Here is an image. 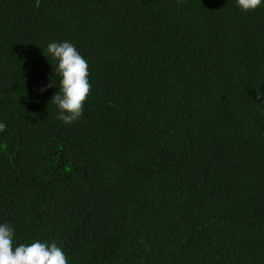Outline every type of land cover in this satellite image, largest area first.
I'll list each match as a JSON object with an SVG mask.
<instances>
[{
  "label": "trees",
  "instance_id": "trees-1",
  "mask_svg": "<svg viewBox=\"0 0 264 264\" xmlns=\"http://www.w3.org/2000/svg\"><path fill=\"white\" fill-rule=\"evenodd\" d=\"M52 42L89 66L72 124ZM0 123L14 244L68 264H264V0H0Z\"/></svg>",
  "mask_w": 264,
  "mask_h": 264
},
{
  "label": "clouds",
  "instance_id": "clouds-1",
  "mask_svg": "<svg viewBox=\"0 0 264 264\" xmlns=\"http://www.w3.org/2000/svg\"><path fill=\"white\" fill-rule=\"evenodd\" d=\"M177 5L182 0H176ZM262 0H236V6L244 11H255ZM48 55L57 61L60 88L51 99L59 109L57 119L65 124L79 120L84 104L91 92L89 66L86 59L69 42H52L46 49ZM43 54V53H42ZM44 55V54H43ZM46 56V55H45ZM48 58V56H46ZM49 84L47 87H52ZM46 89H41V92ZM260 96H257L259 100ZM0 123V132L6 130ZM0 264H68V257L56 243L36 241L30 244H14V229L8 224L0 225Z\"/></svg>",
  "mask_w": 264,
  "mask_h": 264
}]
</instances>
